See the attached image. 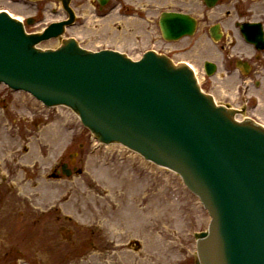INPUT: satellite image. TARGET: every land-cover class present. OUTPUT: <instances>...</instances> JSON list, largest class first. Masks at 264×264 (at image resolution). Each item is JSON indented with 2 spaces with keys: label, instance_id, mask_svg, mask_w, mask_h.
I'll list each match as a JSON object with an SVG mask.
<instances>
[{
  "label": "rangeland",
  "instance_id": "374dc122",
  "mask_svg": "<svg viewBox=\"0 0 264 264\" xmlns=\"http://www.w3.org/2000/svg\"><path fill=\"white\" fill-rule=\"evenodd\" d=\"M71 5L77 18L66 36L83 47L133 59L155 49L190 62L216 102L245 107L238 119L264 124V67L260 85L238 84V74L225 72L223 40L206 30L223 18V3L209 9L203 0H113L102 11L95 0ZM167 9L196 15L200 30L167 42L158 24ZM0 10L25 24L34 18L28 31L66 17L59 0H0ZM59 45L50 39L39 47ZM205 60L219 66L211 77ZM209 221L175 172L121 144L99 143L71 108L46 107L0 84V264H195L194 234Z\"/></svg>",
  "mask_w": 264,
  "mask_h": 264
},
{
  "label": "water",
  "instance_id": "95a60500",
  "mask_svg": "<svg viewBox=\"0 0 264 264\" xmlns=\"http://www.w3.org/2000/svg\"><path fill=\"white\" fill-rule=\"evenodd\" d=\"M69 4L62 0L68 20L38 33L0 11V84L48 107L68 106L99 142L120 143L175 171L211 217L208 229L195 234L196 264H264V125L238 120L239 110L217 104L186 63L153 50L133 60L62 38L75 19ZM159 24L167 40L196 27L189 15L174 12H163ZM211 35L221 37L217 27ZM56 37L59 47H38ZM205 67L208 75L215 70L211 62Z\"/></svg>",
  "mask_w": 264,
  "mask_h": 264
},
{
  "label": "flooded vegetation",
  "instance_id": "af4514ba",
  "mask_svg": "<svg viewBox=\"0 0 264 264\" xmlns=\"http://www.w3.org/2000/svg\"><path fill=\"white\" fill-rule=\"evenodd\" d=\"M112 1L113 0H108L105 6ZM219 1L226 6L225 13L222 19L218 18L210 25L220 24L223 33V44L221 49L226 72L230 75L238 74V84L260 85L261 68L264 67V50H258V40H255V42L248 41L243 29L245 28L249 37L254 35L256 39L258 38L260 29L264 31V5H262L264 0ZM95 2L99 10L102 11L104 7L99 4L98 0H95ZM189 14L197 19V30H199L201 21L196 15L192 13ZM38 15L39 10L36 12V16ZM34 21V18L26 19V28L29 29L28 26H32L30 23ZM210 25L206 29L207 32H209Z\"/></svg>",
  "mask_w": 264,
  "mask_h": 264
}]
</instances>
